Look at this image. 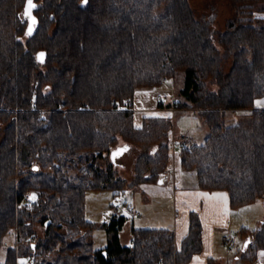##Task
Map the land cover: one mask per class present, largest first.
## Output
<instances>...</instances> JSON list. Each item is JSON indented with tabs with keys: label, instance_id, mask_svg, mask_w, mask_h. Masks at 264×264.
I'll return each instance as SVG.
<instances>
[{
	"label": "trees",
	"instance_id": "16d2710c",
	"mask_svg": "<svg viewBox=\"0 0 264 264\" xmlns=\"http://www.w3.org/2000/svg\"><path fill=\"white\" fill-rule=\"evenodd\" d=\"M223 1L234 16L219 49L189 0H31L30 15L28 0H0V248L18 234L3 264H191L202 253L196 212L181 248L165 229L133 228L124 244L126 218L115 215L97 249L85 216L89 190L118 195L168 175L173 117L151 112L139 124L135 110L136 93L165 79L183 76L168 108L199 111L209 127L203 144L182 147V169L234 209L264 198V0ZM241 110L249 116L228 124ZM124 146L139 150L131 180L112 159ZM240 235L241 260L256 264L264 222Z\"/></svg>",
	"mask_w": 264,
	"mask_h": 264
},
{
	"label": "rangeland",
	"instance_id": "374dc122",
	"mask_svg": "<svg viewBox=\"0 0 264 264\" xmlns=\"http://www.w3.org/2000/svg\"><path fill=\"white\" fill-rule=\"evenodd\" d=\"M191 7L199 19H206L210 22L212 37L216 46L220 49L218 37L220 33L226 30L227 20L234 16V11L230 5L223 0H189ZM34 18H32V21ZM36 21V20H35ZM230 62H227L226 70L230 69ZM183 86V76L175 82L167 81L161 87V90H167L171 95L162 96V101L170 104L178 97L177 93ZM213 88H217L213 86ZM160 101V100H159ZM160 104V103H159ZM264 104V98L258 101V107ZM161 105V104H160ZM169 109V108H168ZM168 114L173 117L174 130L170 136V143L173 139H180L183 135L189 137V147L201 145L205 142L209 127L205 117L196 110H174L169 109ZM235 113V114H233ZM226 119L228 124H235L249 116L250 111L241 110V112H233ZM3 139V133L0 131V141ZM124 141L121 140V144ZM180 152L182 147L179 148ZM174 150L172 149V153ZM139 155V150L131 147L115 160L120 174L131 180L134 175L135 161ZM175 170L173 168L171 171ZM186 177L184 185L195 188L198 185V174L196 171L182 170ZM171 174V173H170ZM179 183V182H178ZM176 188L173 187V182L169 178L165 183L155 185H129L126 190L118 195L112 190H89L86 194V218L96 226L93 230V243L95 248H105L108 245V234L105 223L110 222L115 215L125 216L126 223L121 232L122 242L130 244L132 239V229H165L168 230L175 226L177 220L180 222L183 219L185 208L181 205L177 210L176 205ZM37 194H31L27 200H37ZM264 200V198L262 199ZM260 203H263L262 201ZM264 207V206H263ZM249 209V210H247ZM252 208H243L236 216L233 223V229H229L226 235L218 234L213 237L215 246V259L211 264H245L241 261V254L245 248V240L240 235V222H247V217L253 222L254 215ZM195 210V209H193ZM196 213H200L197 211ZM199 215V214H198ZM242 217V218H240ZM240 218V219H239ZM243 224V223H242ZM246 224V223H245ZM241 226V225H240ZM246 226V225H245ZM45 228L41 225L37 226L39 236L44 235ZM209 233V232H208ZM226 236H232L236 240V247L231 248L225 243ZM18 234L17 230L13 229L6 236L3 245L0 248V263H5L7 251L10 247L17 245ZM181 239L178 240V245ZM213 248V240L211 235L207 237V251ZM19 264H28V258L22 256L19 258Z\"/></svg>",
	"mask_w": 264,
	"mask_h": 264
},
{
	"label": "crops",
	"instance_id": "0c3cea01",
	"mask_svg": "<svg viewBox=\"0 0 264 264\" xmlns=\"http://www.w3.org/2000/svg\"><path fill=\"white\" fill-rule=\"evenodd\" d=\"M171 95L167 90L151 89V90H140L135 96V110L137 114V120L141 124L145 114L151 112H164L168 113V105L162 101V96ZM160 100V101H159ZM164 106L159 107L160 104ZM261 109H264V104L260 105ZM171 109V108H170ZM175 110V109H174ZM241 112V111H236ZM235 114V113H233ZM180 147L174 149L172 154L171 166L168 174L173 182V187L176 188V205L177 210L181 205L185 208L183 219L175 223L172 230L176 235V242L181 239L180 244L177 247L181 248L184 238L188 235L191 223V213L200 211L199 218L203 227V250L202 253L196 256L191 264H211L215 259V246L214 239L215 235L222 234L226 235L229 229H233L234 219L239 215V212L243 208L250 209L252 214L255 216L253 222L247 217V222H240L239 227H249L251 229H258L264 222V200H259L254 204L243 206L237 209L231 207L229 195L225 191H205L202 190L198 185L195 188L184 185L186 177L182 173V162ZM173 168L175 170L171 171ZM171 173V174H170ZM199 180V179H198ZM179 182V183H178ZM155 185V184H145ZM263 203H260V202ZM195 209V210H193ZM249 210V209H247ZM242 218V217H240ZM239 218V219H240ZM243 223V224H242ZM246 223V224H245ZM241 225V226H240ZM209 232V233H208ZM211 235L213 240V248H209L207 251V237ZM223 236V238H225ZM242 261V260H241ZM243 262V261H242ZM244 263V262H243ZM256 264H264V250L259 254V258Z\"/></svg>",
	"mask_w": 264,
	"mask_h": 264
},
{
	"label": "built area",
	"instance_id": "2783aa9c",
	"mask_svg": "<svg viewBox=\"0 0 264 264\" xmlns=\"http://www.w3.org/2000/svg\"><path fill=\"white\" fill-rule=\"evenodd\" d=\"M164 82L166 83L167 82V79L164 80ZM189 137L188 136H182L179 140H176V139H173L172 142H173V145L172 147L175 149L177 146H187L189 145ZM225 243L231 247V248H234L236 247V240L234 237L232 236H226L225 237ZM33 263V259H28V264H32Z\"/></svg>",
	"mask_w": 264,
	"mask_h": 264
},
{
	"label": "water",
	"instance_id": "95a60500",
	"mask_svg": "<svg viewBox=\"0 0 264 264\" xmlns=\"http://www.w3.org/2000/svg\"><path fill=\"white\" fill-rule=\"evenodd\" d=\"M127 150H128V147L124 146V147L120 148L119 150L114 151L113 155H112V159L115 161L118 156L122 155ZM167 179H168V175L163 180H162V177H161L160 180H159V183L163 184V183H165V180H167ZM247 245H248V242L245 243V246H247Z\"/></svg>",
	"mask_w": 264,
	"mask_h": 264
},
{
	"label": "snow or ice",
	"instance_id": "6c2138e0",
	"mask_svg": "<svg viewBox=\"0 0 264 264\" xmlns=\"http://www.w3.org/2000/svg\"><path fill=\"white\" fill-rule=\"evenodd\" d=\"M28 7H29V15H30V10L32 7H34V5L31 3V0H28ZM33 23H35L34 20H33ZM41 56H43V54H41Z\"/></svg>",
	"mask_w": 264,
	"mask_h": 264
}]
</instances>
